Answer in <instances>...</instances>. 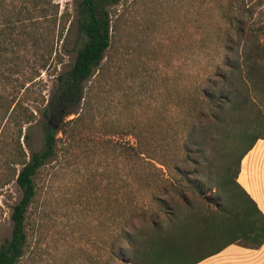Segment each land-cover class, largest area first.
<instances>
[{
  "label": "rangeland",
  "instance_id": "rangeland-1",
  "mask_svg": "<svg viewBox=\"0 0 264 264\" xmlns=\"http://www.w3.org/2000/svg\"><path fill=\"white\" fill-rule=\"evenodd\" d=\"M7 1L9 8L23 7L21 0ZM50 1L25 0L28 8L35 3L42 8L41 16L15 23L16 30L40 25L41 54L51 37L49 14L55 7ZM80 1L53 0L59 12L55 50L50 64L40 70L41 88L37 89L47 100L58 75L71 68L85 40L77 23ZM114 18L112 44L86 82V87L94 86L102 95H97L100 105L96 97L91 109L92 147L86 152L77 134H60L56 155L36 175L37 193L27 213V242L18 264H115L109 229L119 207L128 206L130 185L142 180L149 169V154L143 150L160 167L159 162L165 161L171 167L180 164L194 169L193 161L181 159L182 142H174L173 136L190 126L196 85L206 81L207 73L233 50L241 57L251 50L264 61V0H122L114 9ZM27 74H32L28 67L21 77ZM2 81L0 75L1 91ZM96 81L107 83L101 87ZM255 107L260 109L258 104ZM239 130L240 126L220 144L215 163H221V156L234 147ZM33 137L41 148L38 127ZM171 170L180 183L182 176ZM191 176L206 180L207 175ZM21 195L16 182L0 194V245L11 236L12 208ZM188 195L194 208L215 206L213 198L205 199L194 191ZM175 200L185 207L178 195ZM223 240L215 239L211 247Z\"/></svg>",
  "mask_w": 264,
  "mask_h": 264
},
{
  "label": "trees",
  "instance_id": "trees-1",
  "mask_svg": "<svg viewBox=\"0 0 264 264\" xmlns=\"http://www.w3.org/2000/svg\"><path fill=\"white\" fill-rule=\"evenodd\" d=\"M21 2L23 7L16 9L9 8V1L0 0V75L4 80L0 90V194L12 182L22 192L12 208L11 236L0 245V264H18L24 255L27 213L37 193L36 175L56 155L60 134H77L86 152L92 147L91 109L97 98L100 105L102 95L94 86L86 87V82L102 65L112 44L114 9L122 0L80 1L77 23L85 40L71 68L58 75L48 100L42 91L37 92L41 88L38 77L55 50L58 6L50 1L55 7L49 14L51 37L41 54L40 25L33 30H16L15 23L41 16L42 8L36 3L28 8L25 0ZM27 67L32 74L21 77ZM263 69L264 61L253 51L246 50L241 57L233 50L207 73L206 81L196 85L190 126L173 136L174 142H182L181 159L193 161L194 169L158 161L163 165L160 167L151 161L149 151L143 150L149 154V169L142 180L130 185L128 206L117 209L115 224L109 229L110 255L115 264H196L232 243L252 248L264 244V213L238 181L242 159L259 139H264V104L260 105L264 103ZM98 82L101 87L107 83L96 81V85ZM72 114L78 116L70 119ZM238 126L236 144L221 156V163H215L220 144ZM36 127L41 131V148L34 142ZM86 158L90 160L89 155ZM171 169L182 176V183L175 181ZM194 173L207 175L206 180L192 177ZM189 191L213 198L215 206L194 208ZM176 195L185 207L176 203ZM220 237L224 240L211 247Z\"/></svg>",
  "mask_w": 264,
  "mask_h": 264
},
{
  "label": "crops",
  "instance_id": "crops-1",
  "mask_svg": "<svg viewBox=\"0 0 264 264\" xmlns=\"http://www.w3.org/2000/svg\"><path fill=\"white\" fill-rule=\"evenodd\" d=\"M238 181L264 213V139H259L242 159ZM196 264H264V244L252 248L232 243Z\"/></svg>",
  "mask_w": 264,
  "mask_h": 264
}]
</instances>
